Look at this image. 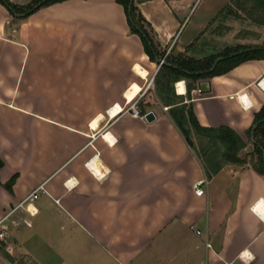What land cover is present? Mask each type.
<instances>
[{"label": "crops", "instance_id": "obj_1", "mask_svg": "<svg viewBox=\"0 0 264 264\" xmlns=\"http://www.w3.org/2000/svg\"><path fill=\"white\" fill-rule=\"evenodd\" d=\"M153 1L136 5L162 57H203L229 37L217 32L209 44L211 18H201L179 41L186 17L176 18L196 0H170V17L149 10ZM256 32L252 41L225 46L264 43V26ZM136 63L147 69L145 78ZM158 68L115 0H62L22 19L0 3V217L43 187L32 214L19 208L9 215L0 264L19 256L43 263L39 254L52 239L32 230L36 216L40 229L54 226L55 264H264V175L230 162L207 174L154 83L144 86ZM263 77L264 58H256L207 78L206 93L196 82L191 104L198 123L228 126L246 142L264 104ZM132 83L141 85L135 98L154 120L125 111ZM116 103L122 109L112 117ZM14 174L8 191L3 184ZM201 178L204 194L196 195Z\"/></svg>", "mask_w": 264, "mask_h": 264}, {"label": "trees", "instance_id": "obj_2", "mask_svg": "<svg viewBox=\"0 0 264 264\" xmlns=\"http://www.w3.org/2000/svg\"><path fill=\"white\" fill-rule=\"evenodd\" d=\"M62 0H31L26 4H16L10 0H0V3L8 10L10 15L16 19H22L34 12L36 9ZM123 7L127 18L129 29L132 33L139 36L144 51L151 61L161 58L151 35L147 32L148 28L140 12H137V6L132 1L130 9L129 0H115ZM136 1V0H135ZM142 1V0H138ZM244 16L252 23L258 26H264V0H228V2L218 12L222 19L229 16ZM16 13H24L22 16H16ZM258 34V33H256ZM252 48V49H250ZM242 52L231 55L234 52ZM231 55V56H230ZM226 58L218 61L213 70L208 71L217 57ZM256 58H264V43L262 44H236L231 47H225L218 53H210L203 57H196L179 53L177 55H166L165 63L159 65L154 78V89L159 100L168 107V114L176 125L184 140L193 150L208 175L216 173L224 163L250 164L251 168L257 173L264 175V162L262 159V150L264 148V104L255 112L252 125L257 123L254 129L255 143H252V149L243 151L246 142L230 127L225 125L203 126L198 123L191 104V91L196 88V82L200 79L222 74L239 63ZM185 81V97L175 93L174 83ZM140 109L144 112L143 105L139 103ZM247 131L250 136L251 127ZM192 134L196 136V142L192 139ZM2 160L0 159V167ZM16 175H12L3 185L11 191ZM5 257L13 262V258L6 251H3Z\"/></svg>", "mask_w": 264, "mask_h": 264}, {"label": "rangeland", "instance_id": "obj_3", "mask_svg": "<svg viewBox=\"0 0 264 264\" xmlns=\"http://www.w3.org/2000/svg\"><path fill=\"white\" fill-rule=\"evenodd\" d=\"M13 3L16 2H22V3H28L31 0H10ZM224 1V0H223ZM136 2H140L138 0H134V3L136 4ZM219 2H222V0H196L193 5L192 8L190 9L189 13L187 15H178V17L176 18V22H181L184 17L185 20L182 24L181 30H183L179 41H181V39L183 38V35H185L186 31L191 27V25L193 23H195L198 19L205 20V19H210V21L208 22V33L211 36H208V42L209 44H213L215 41L214 35L217 32H222L223 34H227L229 35V37L227 39L224 38V44L221 43V41H218L216 43L217 48H213L212 50L210 49L209 51H211V53H218L222 50L225 49V47H231L226 45L225 43H236L238 41H240L241 39L247 38L248 40H254L253 36L256 35L257 30H260V26L256 25L255 23H252L249 19H247L244 16L243 12H239L240 16L235 17V16H229L227 18H221L220 16H218V13L215 14V8L216 6H218ZM228 2V0H227ZM179 3H183V1L179 2ZM184 4V3H183ZM137 6V5H136ZM182 8V7H180ZM148 9L151 11H156L158 13H160L161 15H165L166 17H170L172 16V14L170 13V0H154L152 2V4H149ZM137 12H140L138 6H137ZM144 25H146L148 27V23H144ZM147 32L150 34L148 28H146ZM181 32V31H180ZM226 35V36H227ZM258 35V34H257ZM225 36V37H226ZM210 37V38H209ZM231 39V40H229ZM264 40V37H263ZM179 43V42H178ZM206 43H202V42H196L194 41L192 43V45H202V46H206ZM220 44V45H219ZM149 79V78H148ZM148 79L145 81L144 86H146ZM192 139L194 142H196V136L195 134H192ZM251 138L250 136H247V141H246V147L243 149V151H248L252 149V143H251ZM40 199L39 198L35 201V204H40ZM47 207H49L50 209L53 207V204L50 200H48L47 202ZM54 210V209H53ZM38 217V218H37ZM49 221L52 222V217L47 216ZM32 219H34V226L32 227V230L37 232L38 234H40L41 236L44 237H49L52 239V242L48 243V245L46 246L45 244H43L42 247V252L41 254H39L40 258H41V262H43L42 264H55L56 263V256H55V250H54V234H55V229L54 226H49L47 229L43 230L40 229L41 227H38V225L36 224V219H39V216L33 217ZM46 228V226H45ZM45 241V240H44ZM15 264H34L32 262H29V260H25L24 261V257H16L15 258ZM1 264H10L6 261H2Z\"/></svg>", "mask_w": 264, "mask_h": 264}, {"label": "built area", "instance_id": "obj_4", "mask_svg": "<svg viewBox=\"0 0 264 264\" xmlns=\"http://www.w3.org/2000/svg\"><path fill=\"white\" fill-rule=\"evenodd\" d=\"M165 56L166 54L161 58L160 62L158 63V66L163 63ZM153 78L154 77L151 76L148 79L146 88L149 86L153 87ZM176 84L177 82L174 83L175 89H176ZM139 98L140 96L132 99L131 101H126L125 111L129 112L132 117L145 119L144 118L145 113L141 111L140 106H139ZM166 108L167 107H164V109ZM206 183H207V180L205 178L198 179L194 182V191L196 195L204 194V184ZM41 190H43V187L41 185L35 187L23 199H21L13 207L9 208L8 211H6V213L2 217H0V240L5 239L9 233L10 227L7 222L9 215L19 208H25L30 214H32V211L29 209V206L37 198L38 193ZM197 233H200V231L197 230ZM206 246L208 247L210 246L209 242H206Z\"/></svg>", "mask_w": 264, "mask_h": 264}, {"label": "bare ground", "instance_id": "obj_5", "mask_svg": "<svg viewBox=\"0 0 264 264\" xmlns=\"http://www.w3.org/2000/svg\"><path fill=\"white\" fill-rule=\"evenodd\" d=\"M133 69L137 73V75L140 76L141 78H145L146 77V75H147V69L145 67H143L142 65L136 63L134 65V68ZM140 86L141 85H139L138 83H132L131 86L125 91V93H124V99L126 101H131L132 99H134L135 96L141 90V87ZM176 90H177V93H179V94L184 93V82H183V80H180V81L177 82V84H176ZM119 111H121V106L119 104H117V103L114 104L111 107V110L109 111L110 116H112V117L115 116ZM97 123H98V117L92 122L91 125L93 127H95L97 125Z\"/></svg>", "mask_w": 264, "mask_h": 264}, {"label": "water", "instance_id": "obj_6", "mask_svg": "<svg viewBox=\"0 0 264 264\" xmlns=\"http://www.w3.org/2000/svg\"><path fill=\"white\" fill-rule=\"evenodd\" d=\"M132 1H133V0H129V5H128V8H129V9H130V6H131V4H132ZM22 15H24V13H22V14H20V13H16V16H22ZM250 49H252V48H250ZM242 51H243V50H239V51H237V52H234V53L231 54V55L238 54V53H240V52H242ZM231 55H230V56H231ZM224 58H226V57H225V56L217 57V58L214 60L212 66L209 68L208 71L213 70L215 64H216L218 61H220V60H222V59H224ZM160 60H161V58H156L157 63H159ZM163 63H165V61H163ZM197 89H198V92H199V93H206V92H208V91L210 90V87H209V79L205 78V79L198 80V82H197ZM144 118L146 119V121L150 122V121L154 120L155 117H154V114H153L152 111H147V112H145V114H144ZM256 125H257V123H255L254 125H252V127H251V131H250V138H251L252 142H254V143L256 142V141H255V138H254V129H255ZM261 150H262V159H263V162H264V148L261 147Z\"/></svg>", "mask_w": 264, "mask_h": 264}]
</instances>
